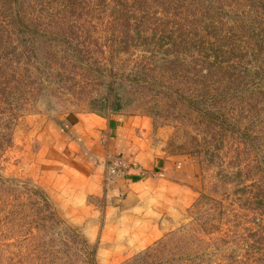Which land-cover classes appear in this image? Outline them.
Masks as SVG:
<instances>
[{"label": "rangeland", "instance_id": "obj_1", "mask_svg": "<svg viewBox=\"0 0 264 264\" xmlns=\"http://www.w3.org/2000/svg\"><path fill=\"white\" fill-rule=\"evenodd\" d=\"M23 1L26 24L0 27V264H264V204L252 197L262 142L242 143L229 124L203 126L186 99L187 79L157 77L144 87L123 76L139 52L123 53V35L113 37L123 11L112 0ZM249 101V81L217 97L222 108L232 104L227 122L246 128L256 114ZM115 113L163 128L182 181L154 207L152 236L105 263L60 204L79 163L69 124Z\"/></svg>", "mask_w": 264, "mask_h": 264}, {"label": "trees", "instance_id": "obj_2", "mask_svg": "<svg viewBox=\"0 0 264 264\" xmlns=\"http://www.w3.org/2000/svg\"><path fill=\"white\" fill-rule=\"evenodd\" d=\"M112 3L114 9L123 11V30L113 33V37L123 35V53L135 49L139 52L138 59L123 76L145 82L144 87L157 77L187 79L185 84L190 91L186 99L194 117L202 115L203 126L211 124L213 132L214 126L229 124V132H237L242 143H254L257 139L264 146V0ZM23 5V0H0V27L25 25ZM119 47L113 45L111 49L116 51ZM246 81L253 99L249 105L256 111L255 122L249 128L241 124L231 126L235 119L227 122V118L232 104L224 103L227 107L222 108L217 97L220 99ZM199 86L202 91H198ZM200 98L215 106L203 108ZM199 106L202 107L196 109ZM255 165L258 173L252 182V197L255 203L264 204V158Z\"/></svg>", "mask_w": 264, "mask_h": 264}, {"label": "crops", "instance_id": "obj_3", "mask_svg": "<svg viewBox=\"0 0 264 264\" xmlns=\"http://www.w3.org/2000/svg\"><path fill=\"white\" fill-rule=\"evenodd\" d=\"M75 117L66 139L68 147H75L71 156L79 161L76 185L67 190L60 211L95 241L97 260L107 263L149 238L155 230L154 207L161 205L169 184L182 181L181 165L165 153L163 128L153 129L146 116ZM111 156L123 157L125 167L108 177Z\"/></svg>", "mask_w": 264, "mask_h": 264}, {"label": "built area", "instance_id": "obj_4", "mask_svg": "<svg viewBox=\"0 0 264 264\" xmlns=\"http://www.w3.org/2000/svg\"><path fill=\"white\" fill-rule=\"evenodd\" d=\"M124 167H125V162L123 160V157L111 156L108 159V165L106 169L107 176L110 177L120 173Z\"/></svg>", "mask_w": 264, "mask_h": 264}]
</instances>
